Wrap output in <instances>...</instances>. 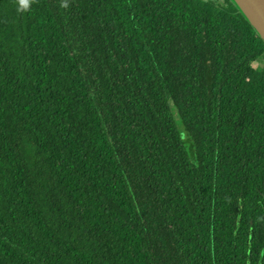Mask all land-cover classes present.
I'll return each instance as SVG.
<instances>
[{
  "label": "trees",
  "instance_id": "trees-1",
  "mask_svg": "<svg viewBox=\"0 0 264 264\" xmlns=\"http://www.w3.org/2000/svg\"><path fill=\"white\" fill-rule=\"evenodd\" d=\"M0 264H264V42L231 0H0Z\"/></svg>",
  "mask_w": 264,
  "mask_h": 264
},
{
  "label": "water",
  "instance_id": "water-1",
  "mask_svg": "<svg viewBox=\"0 0 264 264\" xmlns=\"http://www.w3.org/2000/svg\"><path fill=\"white\" fill-rule=\"evenodd\" d=\"M264 42V0H231Z\"/></svg>",
  "mask_w": 264,
  "mask_h": 264
},
{
  "label": "clouds",
  "instance_id": "clouds-1",
  "mask_svg": "<svg viewBox=\"0 0 264 264\" xmlns=\"http://www.w3.org/2000/svg\"><path fill=\"white\" fill-rule=\"evenodd\" d=\"M23 4V3H22ZM24 5V4H23ZM251 64H252V66L253 67H258L259 65L257 64V62H255V61H253V62H251Z\"/></svg>",
  "mask_w": 264,
  "mask_h": 264
},
{
  "label": "snow or ice",
  "instance_id": "snow-or-ice-1",
  "mask_svg": "<svg viewBox=\"0 0 264 264\" xmlns=\"http://www.w3.org/2000/svg\"><path fill=\"white\" fill-rule=\"evenodd\" d=\"M21 3H23L25 6H27V0H21Z\"/></svg>",
  "mask_w": 264,
  "mask_h": 264
},
{
  "label": "rangeland",
  "instance_id": "rangeland-1",
  "mask_svg": "<svg viewBox=\"0 0 264 264\" xmlns=\"http://www.w3.org/2000/svg\"><path fill=\"white\" fill-rule=\"evenodd\" d=\"M257 64H259V61H257Z\"/></svg>",
  "mask_w": 264,
  "mask_h": 264
}]
</instances>
